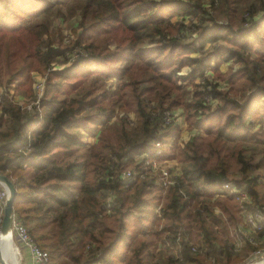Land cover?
<instances>
[{"label": "trees", "instance_id": "1", "mask_svg": "<svg viewBox=\"0 0 264 264\" xmlns=\"http://www.w3.org/2000/svg\"><path fill=\"white\" fill-rule=\"evenodd\" d=\"M63 1L0 0V174L15 218L52 264H148L177 236L164 264H231L229 228L264 202V0H83L69 44L31 22ZM210 60L238 66L224 90L204 77ZM31 73L45 84L26 108L9 87L28 89ZM177 108L198 132L156 157L179 162L172 184L161 195L150 169L124 180L172 139L163 113ZM91 125L86 158H71Z\"/></svg>", "mask_w": 264, "mask_h": 264}, {"label": "rangeland", "instance_id": "2", "mask_svg": "<svg viewBox=\"0 0 264 264\" xmlns=\"http://www.w3.org/2000/svg\"><path fill=\"white\" fill-rule=\"evenodd\" d=\"M83 2V0H64L61 5H60V14H52V15H48L42 18H35L33 19L31 22H40V21H45L48 23L49 26V31L50 33L53 35L52 37L54 38L56 36V34H54L55 30L57 28L61 29L62 35L64 37V44H69L74 37V34L72 33V29H74L77 25V20L79 18V14L78 12L75 11L74 6L81 4ZM202 2H206L205 0H202ZM176 17H174L175 19ZM208 64L213 67L214 69H209L205 71L204 77H206L208 80H210L211 82H215L218 83L220 85V90H224L225 89V85H226V77L229 73L235 71L237 69V65H234L231 61L229 62H219L217 63L216 60H210L208 62ZM217 64V65H216ZM56 68H61V65H57L55 66ZM187 71H189L188 67H182L181 68V72L180 75H184L187 73ZM82 75V74H80ZM199 81H201V79H196L195 83L197 84ZM106 84H108V81H105ZM45 84V74H38V73H31L30 74V86L28 89L24 88V87H19L18 86V82L15 81V83L13 84V87H9V92L10 94L13 96L14 101L18 104V105H23L25 106L26 104H31L35 101V99L38 97V89H42L44 87ZM40 87L37 89V87ZM66 88H64L65 90ZM41 90V91H42ZM1 91V90H0ZM42 93V92H41ZM67 94L66 92H63L60 97H64ZM76 93H71L69 96H75ZM175 114V125L177 128V131L173 134L172 139L168 140L167 142L164 141V144H169L168 146H165L164 150L166 149H170V147H176V148H171L172 151H174V155H177V150L180 149L181 146V141L184 142L186 141L188 138H190V136L194 135L196 132H198V130L191 126L185 118V112L182 111L181 109L177 108L175 110H172ZM130 120H133V115L131 113H128ZM119 116L117 115V118ZM116 117L113 118L111 120V122L115 121L117 119ZM91 128L89 129L88 132H86V134L84 133V138L86 139L87 144L85 146H82L79 148V151L76 152V154L71 157V158H78L80 160L85 159L87 154H88V149L91 146L92 143H94L96 141V136H97V131L99 130V128H97V126L95 125H91ZM246 145H251L253 144V142L251 143H245ZM258 146L262 149H264V142L258 144ZM179 147V148H178ZM164 150L162 152H164ZM162 154V153H161ZM163 155V154H162ZM161 155V156H162ZM161 165L162 168L172 171V174L178 173L180 170V165L179 162H177V159L172 157H168L165 159H157ZM130 171V170H128ZM125 171L124 173L128 172ZM262 183H264V181H262ZM157 187L159 188V192L161 193V195H163L162 190H161V185H160V181L159 178L156 182ZM219 187V186H218ZM161 205V199L159 201V203L155 206L154 211L156 213V210L158 208V206ZM262 208L264 209V202H263V206ZM0 216L2 217V213L0 214ZM1 221V220H0ZM242 221V219H241ZM242 223V222H241ZM240 223V224H241ZM246 225H250L248 223H245ZM247 228L250 230V228L247 226ZM234 225L232 227L229 228V232L231 231V235H232V240L234 238ZM247 229V230H248ZM1 237L0 236V243H1ZM79 239H81V237H78ZM9 239V238H8ZM11 241L13 243V247H14V251L16 254V250L18 248L19 252L20 247H19V243L16 241V238L14 237V235L11 234ZM252 245V244H251ZM250 243H246L243 242L242 244L239 245L238 249L234 252H232V261L231 264H246L248 263V260L252 257V255L254 254L255 250H253L256 247L255 245L251 246ZM253 248V249H252ZM16 249V250H15ZM47 249V248H45ZM48 250V249H47ZM157 252H156V256L154 258L149 259V263L148 264H164L163 259L164 257H167L168 255H175L176 254V250L175 247H170V246H161L158 245L157 246ZM253 250V251H252ZM49 251V250H48ZM124 252L121 251L120 255H125L123 254ZM196 253V252H195ZM124 258V257H122ZM18 261V260H17ZM61 264H65L63 261V259H59ZM118 259H116L114 261V263H117ZM212 262V260H208V259H203V261L199 264H206V263H210ZM216 264H223L221 262H215ZM117 264H123V262H118Z\"/></svg>", "mask_w": 264, "mask_h": 264}, {"label": "built area", "instance_id": "3", "mask_svg": "<svg viewBox=\"0 0 264 264\" xmlns=\"http://www.w3.org/2000/svg\"><path fill=\"white\" fill-rule=\"evenodd\" d=\"M40 88L39 86L37 89ZM42 89H38V97L35 99V101L31 104H37L38 98L41 96ZM1 95V91H0ZM31 104L25 105L26 108H29ZM175 121V114L171 110H166L163 113V125H169L172 122ZM169 144H164L163 142L157 141L155 143V157H146L144 159V162L139 169L128 171L126 173L123 172L122 178L125 180H128V178H139L146 174L145 170L150 169L149 171L155 172L159 171V181L161 185L162 193L165 192L166 188L172 184L174 176L177 175V173H173L171 170H166L161 167L159 164L160 162L157 160L156 157L160 156L162 153V149H164L165 146H168ZM217 191H227L228 193L234 194L235 199L245 203L247 202L248 198L247 196L240 190H236L232 187L231 183H224L220 184ZM8 197V192L6 188L0 184V214L3 211V207L5 204V201ZM245 205H241V208L243 209ZM160 205L158 206L156 213H159ZM242 223H238L234 229L233 232L234 238H233V248L232 252L236 251L240 244L243 242L250 243V245H255L256 247L253 249L255 250L252 257L248 260V263H253L260 261L264 259V209L262 207H257L251 210H243L242 211ZM1 217V216H0ZM245 223H248L250 225H246ZM247 226L250 228V230L247 228ZM248 229V230H247ZM11 234L14 235L16 238V241L19 243L20 250L26 252L29 256L31 264H52L50 253L47 249L41 248L33 239L31 234L29 233L27 227L19 220L15 218V215L13 216L12 224H11ZM178 245L175 247V250L177 251L180 248L179 244V236H177V242ZM251 245V246H252ZM252 250V251H253ZM192 251L195 252L196 248L192 247ZM18 254L20 253L17 248ZM206 264H216L214 263V260L210 263Z\"/></svg>", "mask_w": 264, "mask_h": 264}, {"label": "water", "instance_id": "4", "mask_svg": "<svg viewBox=\"0 0 264 264\" xmlns=\"http://www.w3.org/2000/svg\"><path fill=\"white\" fill-rule=\"evenodd\" d=\"M0 184L3 185L8 192V197L5 201L2 211L1 221H0V234H6L7 232H10L11 234V224L14 216L13 203L16 197V190L13 183L10 180H8L6 176L1 174H0ZM0 264H8L1 257V254H0ZM246 264H264V259L257 262L246 263Z\"/></svg>", "mask_w": 264, "mask_h": 264}, {"label": "crops", "instance_id": "5", "mask_svg": "<svg viewBox=\"0 0 264 264\" xmlns=\"http://www.w3.org/2000/svg\"><path fill=\"white\" fill-rule=\"evenodd\" d=\"M0 252L2 258L8 264H31L28 254L22 249L17 256L18 261L16 260L13 243L10 239L4 238V236L1 237Z\"/></svg>", "mask_w": 264, "mask_h": 264}, {"label": "bare ground", "instance_id": "6", "mask_svg": "<svg viewBox=\"0 0 264 264\" xmlns=\"http://www.w3.org/2000/svg\"><path fill=\"white\" fill-rule=\"evenodd\" d=\"M0 236H4V238H9L10 240H12L11 239V234H10V232H7L6 234H0ZM16 250V249H15ZM0 254H1V252H0ZM18 252H17V250H16V254H15V258H16V260H18ZM2 257V256H1ZM7 263V262H6ZM19 264V263H18Z\"/></svg>", "mask_w": 264, "mask_h": 264}]
</instances>
